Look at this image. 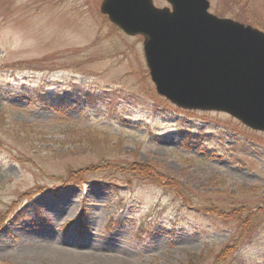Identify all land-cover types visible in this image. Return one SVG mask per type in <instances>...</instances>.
Listing matches in <instances>:
<instances>
[{
    "label": "rangeland",
    "instance_id": "rangeland-1",
    "mask_svg": "<svg viewBox=\"0 0 264 264\" xmlns=\"http://www.w3.org/2000/svg\"><path fill=\"white\" fill-rule=\"evenodd\" d=\"M207 1L264 33V0ZM101 2L0 0V264H264V133L158 96L143 38L109 24ZM19 124L29 143L13 138ZM87 128L105 134L104 160L146 164L190 203L113 170L67 182L107 163L81 145ZM235 199L251 228L203 211Z\"/></svg>",
    "mask_w": 264,
    "mask_h": 264
},
{
    "label": "water",
    "instance_id": "water-1",
    "mask_svg": "<svg viewBox=\"0 0 264 264\" xmlns=\"http://www.w3.org/2000/svg\"><path fill=\"white\" fill-rule=\"evenodd\" d=\"M102 0L100 14L141 36L158 96L187 110L220 112L264 133V33L209 12L207 0Z\"/></svg>",
    "mask_w": 264,
    "mask_h": 264
},
{
    "label": "trees",
    "instance_id": "trees-1",
    "mask_svg": "<svg viewBox=\"0 0 264 264\" xmlns=\"http://www.w3.org/2000/svg\"><path fill=\"white\" fill-rule=\"evenodd\" d=\"M15 126V125H14ZM16 130H15V134L13 133V138L15 140H18L19 142L26 140L28 142V138H29V133H30V129H29V133H28V128H26V125L23 124H19L17 126H15ZM14 130V129H13ZM21 134L24 135V137L21 136ZM78 137H81V140L83 139V142L81 143V145H83L85 147V149H89L90 152H94L98 155H100L102 160H104L105 158H108L107 156H104L105 152H106V148L104 147V142H105V134L98 132L97 130H91L90 128H87L85 130L81 131V134H78ZM29 143V142H28ZM116 144H118V148L113 149L115 151H110L109 153V157H113L115 155H118V152L121 150L120 145L121 143L118 141ZM114 147V146H113ZM112 147V148H113ZM110 160V158H108ZM109 160H104L107 163L105 164V166L103 165H98V166H86L84 169H79V170H73L70 169L68 174V181L67 182H73V184H79L80 182L82 183L83 178L86 174L88 173H92V172H96V171H100V170H113L115 173H121V174H127L130 173L132 175H134L136 178L138 177L139 179L142 180H150L151 182H153L155 185H158V187H162L163 189H169L171 191H173L178 198H180V200H182L184 203H190V198L187 197V193L185 192V190H183L182 186H177L176 184H174L173 182L171 183L169 179H167L165 176L163 175H159L157 171L153 170V168H150L148 166H146V164L143 163H130V166L127 167H120L119 165H117V163H113ZM127 162V160H125ZM242 190H246L242 188ZM256 189H249L250 194L255 192ZM247 192V190H246ZM258 194V193H257ZM236 201L232 203V205H230V209L229 211H225V210H220L218 208L220 207H216L214 206V203H211L209 205H207V208L203 209L204 212L210 211L209 213L211 214H216L217 216H219L221 219H223L224 221H230V222H236V223H240L241 228H251V218L255 216V214L251 213V209L250 207H248V205L246 204L245 201L238 200L235 199ZM259 214L262 215L264 214V201L261 202V208L258 209ZM244 217V218H243ZM246 221H249V224L246 225ZM229 251H231L233 253V249L232 248H226V250L224 252H222V254L220 256H224L225 259L227 256L231 255L232 253H229Z\"/></svg>",
    "mask_w": 264,
    "mask_h": 264
}]
</instances>
